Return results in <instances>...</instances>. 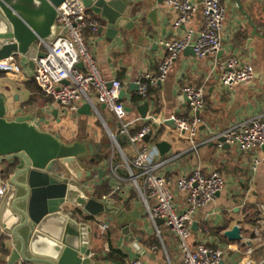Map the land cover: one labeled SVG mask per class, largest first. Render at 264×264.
Here are the masks:
<instances>
[{
	"label": "crops",
	"instance_id": "obj_1",
	"mask_svg": "<svg viewBox=\"0 0 264 264\" xmlns=\"http://www.w3.org/2000/svg\"><path fill=\"white\" fill-rule=\"evenodd\" d=\"M129 1L137 10L133 19L135 26L130 31H122L114 39H109L107 28L102 33L88 28L86 40L104 77L109 80L116 78L124 83L125 98L122 102L132 109L128 119L141 118L138 107L145 103L149 105L147 118H155L150 148L159 141L171 144L167 154L159 153L157 156L163 162L160 169L163 174L175 183L180 176L200 167L204 174L217 170L225 177L226 189L195 214L194 223H197L198 230H193L190 245L195 247L204 243L223 250L226 264H264V167H259L258 171L252 169L253 160L260 150L243 153L236 146L214 139L243 120L264 118V0H221L226 20L222 28L220 54L199 59L183 50L166 80L152 88L146 99L141 98L135 89L131 90V86L137 84L142 76L158 74L159 65L166 56L163 42L183 39L190 32H200L204 18L202 10H199L190 23L174 29L177 13L164 3L159 4L158 0ZM156 8L158 12L154 16L151 13ZM88 16L99 19L91 11ZM232 56L252 65L260 78L255 83L238 84L231 89L221 86L220 65ZM25 62L27 64V60ZM31 72V66L27 64L25 76L31 77ZM32 85L37 86L30 79L20 80L0 73V93L8 97L9 118L30 114L35 125L42 130L59 133L65 143L76 140L91 142L99 151L110 148L112 156L117 151L123 160L110 135L119 136L120 123L106 106L103 107L93 97L90 115L69 113L43 92L34 93L30 88ZM187 86L205 90V108L200 113L202 124L195 145L189 141L187 134L165 124L172 117L191 116L183 91ZM84 104L81 103L80 108ZM148 122L140 121L137 125L139 127ZM120 142L125 143L124 147L121 146L125 155L132 156L134 147L123 137ZM112 156L109 161L92 166L105 169L108 174L103 179L87 180L81 187L87 195L93 196L94 188L108 181L114 192V197H108L115 199L116 206L125 217L120 219L119 215L103 214L99 216L101 221L98 224L86 219L97 234L91 236L92 252L107 264H129L134 260L144 264H182L177 238L162 221L157 222L160 235L157 233L138 190L127 177L118 174ZM64 175L67 174L64 172ZM173 190L177 207L182 210L186 196L174 184ZM103 223L109 225L104 232L100 229ZM122 223L129 224L140 252L124 240L120 228ZM235 225L242 229L243 243L232 242L224 236L225 231ZM109 239L124 256H106L110 253ZM4 258L3 252H0V264H3Z\"/></svg>",
	"mask_w": 264,
	"mask_h": 264
},
{
	"label": "built area",
	"instance_id": "obj_2",
	"mask_svg": "<svg viewBox=\"0 0 264 264\" xmlns=\"http://www.w3.org/2000/svg\"><path fill=\"white\" fill-rule=\"evenodd\" d=\"M165 6L177 13L173 28L190 23L195 13L202 10L204 25L200 30V38L194 46L195 55L199 59L207 56L216 57L222 50V28L226 20V10L221 0H202L200 3L191 0H163ZM59 18L56 38L52 42L41 40L36 45L37 52L45 53L31 61V77H26L17 60V54L0 60V73L16 79L33 81L41 91L57 102L65 111L77 113L81 103L93 105L95 97L99 104L105 105L120 123L119 136L125 138L134 147V154L127 156L120 143L110 133L116 148L122 155V166L126 169L128 179L139 192L146 207L149 219L160 231L157 222L162 221L177 238L178 248L182 256V264H220L224 260V251L211 245L199 243L190 245L193 233L194 217L198 210L216 200L227 186L225 177L217 170L204 174L200 167L180 176L175 183L161 172L163 162L157 159L158 150L150 148L145 141L153 132L152 123L155 118L129 120L126 105L120 100L124 83L119 79H106L97 62L94 52L86 40L88 28L97 32L100 22L91 20L89 10L80 0H65L57 7ZM191 32L183 39H171L163 42L166 56L159 65L156 76L145 75L137 80L138 95L146 99L151 88L164 82L178 55L188 46ZM10 44L11 41H2ZM27 60V59H26ZM30 64V60H27ZM82 64L83 68L79 65ZM215 67H218L216 60ZM219 81L225 88H233L238 84H249L255 75L250 64L243 63L237 57H230L220 65ZM189 99L191 116L188 118L172 117L177 129L187 134L189 141L195 145L201 123L200 113L205 108L204 88L187 86L183 89ZM149 121L138 128V122ZM224 138L229 145L236 146L243 153L260 150L253 160L252 169L258 171L264 167V118L246 119L228 128L214 139ZM173 184L186 196L182 210L177 207ZM9 179L4 176L0 166V206L5 195ZM106 198V197H104ZM109 225H100L106 231ZM129 264H144L134 260Z\"/></svg>",
	"mask_w": 264,
	"mask_h": 264
},
{
	"label": "water",
	"instance_id": "obj_3",
	"mask_svg": "<svg viewBox=\"0 0 264 264\" xmlns=\"http://www.w3.org/2000/svg\"><path fill=\"white\" fill-rule=\"evenodd\" d=\"M64 1L0 0V60L17 54L30 60L33 67L31 60L45 55L37 52L36 45L41 40L52 42L56 38L57 7ZM80 1L100 19L99 32L107 28L109 39L135 26L137 10L129 0ZM157 12L156 8L151 14L155 16ZM199 38L200 32L191 35L185 48L187 55H195L194 46ZM2 41L12 43L2 44ZM259 78L255 74L252 82ZM134 89L138 91L137 84L131 86ZM124 98L122 91L120 100ZM186 98L189 102L187 95ZM7 102V95L0 93V166L3 173L7 165L12 168L8 194L0 206L3 264H107L92 252L91 236L97 234L87 221L98 224L103 214L119 215L120 219L125 214L112 197L98 199L87 195L81 187L87 180L103 179L108 174L105 169L81 164L80 160L88 157L90 163H95L99 148L84 140L65 143L59 133L35 125L30 114L9 118ZM127 110L132 111L129 107ZM138 111L142 119L147 118L149 105H140ZM78 113L90 115L91 104L85 103ZM165 124L177 128L174 119H168ZM152 135L153 132L146 136L147 143ZM115 140L119 143L121 137L115 136ZM219 142L224 143L225 139L222 137ZM154 147L164 155L171 144L159 141ZM120 228L124 240L140 252L129 224L122 223ZM193 230H198L196 222ZM224 236L232 242H244L239 225L225 231ZM220 264L226 263L222 260Z\"/></svg>",
	"mask_w": 264,
	"mask_h": 264
},
{
	"label": "trees",
	"instance_id": "obj_4",
	"mask_svg": "<svg viewBox=\"0 0 264 264\" xmlns=\"http://www.w3.org/2000/svg\"><path fill=\"white\" fill-rule=\"evenodd\" d=\"M91 20H96V21L101 22L100 19H96L95 17H93ZM30 88L33 89L34 93H36L37 91L42 92L38 86L35 87L34 85H32ZM151 89H150V91H151ZM150 91H149V93H150ZM30 102H32V99L29 101V103ZM142 126L143 125L139 126L138 128H140ZM120 145L122 147H124L125 143L120 142ZM111 156L112 155H111L110 148H105V149L99 151V153L95 157V163H90V159L86 158L87 159V165L90 167L101 165L102 162L109 161L111 159ZM112 161H113V164L117 166L118 174L121 175L122 177L128 178L129 175H128L126 169L122 166V160H121V157L117 151H115L113 153ZM10 173H12V168L10 165H7V167L5 168L4 176L6 178H8ZM92 194L94 197H96L98 199H102V198L108 197V196L114 197V192L111 190V186H110L108 181H103V183L101 185L95 187ZM109 245H110V253L107 254L106 256H110V255H114V254L124 256L121 253V251L114 248L110 239H109ZM0 252H3L2 248H1V244H0Z\"/></svg>",
	"mask_w": 264,
	"mask_h": 264
},
{
	"label": "rangeland",
	"instance_id": "obj_5",
	"mask_svg": "<svg viewBox=\"0 0 264 264\" xmlns=\"http://www.w3.org/2000/svg\"><path fill=\"white\" fill-rule=\"evenodd\" d=\"M17 60H18V63L19 65L21 66L23 72L25 71V67L27 66L26 62H25V58L22 57V56H17ZM43 128H46V127H43ZM81 163L83 164H87V159L86 158H82L81 160Z\"/></svg>",
	"mask_w": 264,
	"mask_h": 264
},
{
	"label": "flooded vegetation",
	"instance_id": "obj_6",
	"mask_svg": "<svg viewBox=\"0 0 264 264\" xmlns=\"http://www.w3.org/2000/svg\"><path fill=\"white\" fill-rule=\"evenodd\" d=\"M8 189H9V185L7 186V189H6V192H5V195H4L3 199L7 196V194H8ZM2 201H3V200H2Z\"/></svg>",
	"mask_w": 264,
	"mask_h": 264
}]
</instances>
